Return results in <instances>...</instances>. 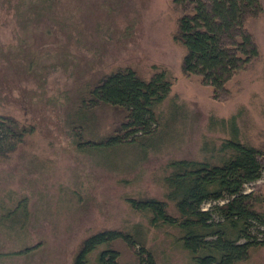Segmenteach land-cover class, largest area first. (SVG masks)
Instances as JSON below:
<instances>
[{
    "label": "rangeland",
    "instance_id": "obj_1",
    "mask_svg": "<svg viewBox=\"0 0 264 264\" xmlns=\"http://www.w3.org/2000/svg\"><path fill=\"white\" fill-rule=\"evenodd\" d=\"M171 1L59 0L49 20L0 30V114L31 127L0 162V264H71L84 238L107 229L141 230L156 264H193L175 244V229L150 227L127 199L162 200L166 165L203 160V144L217 147L231 117L241 140L262 155L261 179L245 191L264 198V0L262 14L246 21L259 57L217 97L180 70ZM125 66L143 78L155 70L170 76V95L158 108L161 128L133 145L85 151L82 142L105 138L125 118L118 107H83L87 90ZM109 248L121 264H135L137 248L122 241ZM242 264H264V247Z\"/></svg>",
    "mask_w": 264,
    "mask_h": 264
},
{
    "label": "trees",
    "instance_id": "obj_2",
    "mask_svg": "<svg viewBox=\"0 0 264 264\" xmlns=\"http://www.w3.org/2000/svg\"><path fill=\"white\" fill-rule=\"evenodd\" d=\"M58 4L59 0H0V30H27L49 20ZM171 5L177 15L172 41L183 49L180 70L183 75L199 77L217 97L259 57L246 21L262 14V1L172 0ZM48 24L51 30L53 23ZM171 88L165 70H155L148 78L128 66L106 73L88 88V103L83 107H118L125 113L124 121L105 138L85 140L79 147L101 150L156 136L162 123L158 108ZM224 123L219 124L221 130H225ZM228 123V136L217 147L203 144V160L174 159L166 165L162 200L127 199L132 211L144 215L150 227L175 229V244L193 264H242L264 247L263 195L245 191L261 179V151L241 140L235 117ZM30 129L13 116L0 114V162L17 150ZM141 234V230L122 229L93 233L80 242L71 264H121L118 252L109 248L115 241L137 248L135 264H156Z\"/></svg>",
    "mask_w": 264,
    "mask_h": 264
}]
</instances>
